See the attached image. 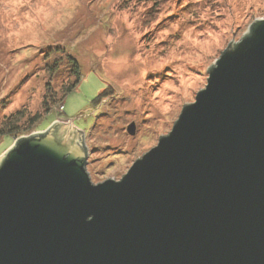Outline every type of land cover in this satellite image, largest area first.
<instances>
[{
  "label": "water",
  "instance_id": "1",
  "mask_svg": "<svg viewBox=\"0 0 264 264\" xmlns=\"http://www.w3.org/2000/svg\"><path fill=\"white\" fill-rule=\"evenodd\" d=\"M208 71L120 180L92 182L74 117L18 138L0 156V264H264V18Z\"/></svg>",
  "mask_w": 264,
  "mask_h": 264
},
{
  "label": "rangeland",
  "instance_id": "2",
  "mask_svg": "<svg viewBox=\"0 0 264 264\" xmlns=\"http://www.w3.org/2000/svg\"><path fill=\"white\" fill-rule=\"evenodd\" d=\"M257 18L264 0H0V126L24 114L18 133L0 136V156L74 117L92 182L120 180ZM72 58L80 81L64 98L76 79Z\"/></svg>",
  "mask_w": 264,
  "mask_h": 264
},
{
  "label": "trees",
  "instance_id": "3",
  "mask_svg": "<svg viewBox=\"0 0 264 264\" xmlns=\"http://www.w3.org/2000/svg\"><path fill=\"white\" fill-rule=\"evenodd\" d=\"M73 59V60H72ZM71 60L74 61V67H73V74L75 75L76 79L74 81V83L70 84L67 89L64 92V98L65 96L73 91L78 82L80 81V76H81V71H80V65L77 61V59L72 58ZM105 94V91H103L98 97L96 102ZM49 110V107L45 106V110ZM23 112L19 111L18 113H15L7 118H5V120L3 121V124L0 126V136L3 135H15L16 133L19 132V129H21V126L19 124V120L21 121V118L23 116ZM41 114H36L33 116V119H31L32 121L34 120V122L38 121L40 119ZM19 124V125H18Z\"/></svg>",
  "mask_w": 264,
  "mask_h": 264
}]
</instances>
